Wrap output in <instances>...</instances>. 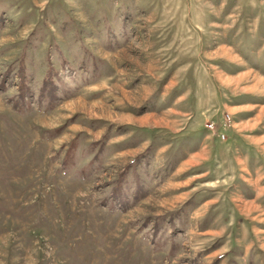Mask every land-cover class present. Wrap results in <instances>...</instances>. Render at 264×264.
I'll return each instance as SVG.
<instances>
[{"label": "rangeland", "instance_id": "1", "mask_svg": "<svg viewBox=\"0 0 264 264\" xmlns=\"http://www.w3.org/2000/svg\"><path fill=\"white\" fill-rule=\"evenodd\" d=\"M0 264H264V0H0Z\"/></svg>", "mask_w": 264, "mask_h": 264}, {"label": "built area", "instance_id": "2", "mask_svg": "<svg viewBox=\"0 0 264 264\" xmlns=\"http://www.w3.org/2000/svg\"><path fill=\"white\" fill-rule=\"evenodd\" d=\"M225 118H228V115H226V117ZM208 128H213V124L212 123H208Z\"/></svg>", "mask_w": 264, "mask_h": 264}]
</instances>
